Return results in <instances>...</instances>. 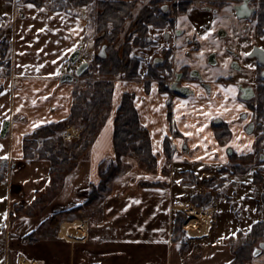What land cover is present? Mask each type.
I'll return each instance as SVG.
<instances>
[{
  "label": "crops",
  "instance_id": "1",
  "mask_svg": "<svg viewBox=\"0 0 264 264\" xmlns=\"http://www.w3.org/2000/svg\"><path fill=\"white\" fill-rule=\"evenodd\" d=\"M48 6L49 0L42 8L34 0H0V17L4 16L5 25L6 19L9 23V35L3 37L8 45L0 61V229L6 233L0 254L2 264H232L233 246L225 241L232 234L225 235L223 229L216 233L207 230L202 233H207L205 236L196 238L206 241L198 250L199 255L194 243L172 242L171 223L180 208L174 200V189L164 184L163 168L169 165H160V160H200L198 153L210 151L213 159L207 164L223 166L229 162L228 147L237 155L253 153L255 134L244 130L251 112L239 99L235 83L218 81L226 70L204 67V52L198 56L199 67L203 81L211 87L210 94L195 83L191 85L194 96L170 99L168 94L159 92L156 81H116L104 126L65 177L57 195L35 216L15 213L14 206L28 205L49 184V161L25 160L23 140L41 126L67 119L75 83L60 80L64 66L75 51L86 57L92 46L91 23L83 7L65 12ZM222 14L225 18L218 16L220 24L213 29L223 24L233 36H238L235 23L228 19L231 14ZM179 24L188 32L194 30L187 16L179 17ZM260 44L264 47V37ZM233 75L237 81L250 80L249 75ZM126 94L133 97L139 122L149 132L157 167L150 172L139 168L135 160L132 163L121 159L131 166L108 183L101 198L85 204L91 189L99 183L103 162L115 157L114 120ZM243 112L248 115L245 121L239 120ZM216 118L226 122L230 130L223 146L211 126ZM5 122L9 124L8 132L1 137ZM147 183H161L164 187L143 186ZM94 204L99 207L95 218L87 215L67 222V217L83 214ZM80 206L76 211L62 213ZM58 211L60 223L52 229L47 221ZM4 214L10 219L9 224H5ZM252 264H264V254L254 258Z\"/></svg>",
  "mask_w": 264,
  "mask_h": 264
},
{
  "label": "trees",
  "instance_id": "2",
  "mask_svg": "<svg viewBox=\"0 0 264 264\" xmlns=\"http://www.w3.org/2000/svg\"><path fill=\"white\" fill-rule=\"evenodd\" d=\"M137 0H49L51 10L71 11L77 8L91 6L88 21L91 23L93 35L91 41L96 48L105 46L104 58L96 53L88 63L87 69L82 73L76 84L88 82L85 92L80 97L74 93V100L70 107V114L67 119L50 123L35 129L23 140V158L25 160H47L50 163L49 184L45 192L39 193L26 206H17L15 213L24 216H35L43 208L44 204L54 198L59 192L65 176L73 170L80 162L88 147L97 139L101 128L107 120V110L111 108L113 101L114 85L109 81H96V75L104 77H116L123 75L125 79L141 78L140 67L142 58L134 55V49H142L149 46L147 37L152 28L162 29L169 22V14L163 8L165 0H148L135 13ZM198 1L200 5L205 3L219 2L220 0H178L174 5V12L187 11ZM259 11V33H264V0H261ZM43 7L45 0H34ZM136 14V15H135ZM125 34V35H124ZM124 38V43L117 49L116 45ZM5 49H3L4 52ZM258 123L259 135L256 136L255 149L253 153L237 155L232 153L229 162L222 167L233 175L244 173V165L262 163L264 158V93L259 99L251 101ZM170 118V113H169ZM82 126L81 142L75 143L67 148L61 132L65 126ZM69 134V132L67 133ZM70 135V134H69ZM113 145L115 160L120 165L123 156H135L139 165L147 171H154L157 167V160L152 152L151 139L148 131L139 122L137 111L133 105V97L126 94L122 97L114 120ZM110 166L100 174L99 183L93 186L85 204L101 198L107 190L108 183L120 172V168ZM219 169V171H221ZM164 172V171H163ZM182 174L186 175V172ZM190 183L197 182L196 176L190 174ZM257 179V178H256ZM206 184V183H205ZM208 185V184H207ZM145 187H164V184H143ZM195 198V197H194ZM199 198V197H198ZM203 199V203H204ZM200 203V202H198ZM264 206V196L262 197ZM80 207H74L63 211L67 213L76 211ZM239 234V233H238ZM240 235V234H239ZM248 242L234 250L232 264H251L253 249L261 242H264V221L252 225L247 234ZM172 242L185 244V235L180 218L174 222Z\"/></svg>",
  "mask_w": 264,
  "mask_h": 264
},
{
  "label": "flooded vegetation",
  "instance_id": "3",
  "mask_svg": "<svg viewBox=\"0 0 264 264\" xmlns=\"http://www.w3.org/2000/svg\"><path fill=\"white\" fill-rule=\"evenodd\" d=\"M177 2L178 0H165L163 8L169 14V22L162 29H151L154 33L157 31L159 35L156 33L152 37L149 31L147 37L149 46L142 48V51L146 53V51L153 48L156 49V53L154 52L148 58L145 59L144 57L142 60L141 72L143 71V62H146V65L144 73H141V80L145 83L156 81L159 92L168 94L170 99L172 97L189 98L194 96L195 88L191 85L195 83L204 89L207 94H210L211 87L203 81V75L199 67L200 58L198 56L204 52L202 61L204 67L226 70L225 76H220L218 81L236 84L239 99L246 103L248 110L251 112V120L245 125L244 130L248 134H255L256 140V136L260 133L258 129L259 122L256 121V114L253 111L251 101L259 99L260 94L264 93V64H261L256 57V50L262 49L264 51V47L260 44V39L264 37V33L261 35L258 28V17L262 1L224 0L223 5H220L217 1L200 5L196 1V4L187 11L175 13L174 5ZM239 7H246L247 10L238 11ZM223 12L231 14L228 19L235 23L238 36H233L232 32L228 30L229 28L222 23L221 26L219 25L213 29L219 23L220 17L225 18ZM181 16H187L190 19L193 25L192 28H194L193 32H188L186 28L179 24V17ZM3 17L1 16V21ZM5 22L7 28H9L7 19ZM1 29L0 25V32ZM207 33L208 36L206 37ZM7 45L8 42L0 38V51H3ZM179 55L182 56V60ZM234 73L243 76L249 75L250 80L237 81L233 75ZM245 88L252 90L250 91L252 94L249 91L245 92V96L250 95L247 99L242 97V89ZM181 91L186 92V95ZM168 108L170 109L171 105H168ZM247 118L246 112L239 115L241 121H245ZM211 126L220 145H226V139L230 137L228 124L222 119L216 118L212 121ZM254 149L255 142L253 152ZM227 152L229 157L234 153L229 147ZM257 247L253 249V252ZM260 254H264V251ZM259 255L253 257L256 258Z\"/></svg>",
  "mask_w": 264,
  "mask_h": 264
},
{
  "label": "rangeland",
  "instance_id": "4",
  "mask_svg": "<svg viewBox=\"0 0 264 264\" xmlns=\"http://www.w3.org/2000/svg\"><path fill=\"white\" fill-rule=\"evenodd\" d=\"M125 1H131V0H125ZM136 2H137V7L135 13H137V11L144 4L148 2V0H137ZM83 12L85 13V15H87L88 18L91 12V6L83 7ZM0 25L2 28L0 32V38L4 39L3 37L6 38L9 35V30H8L9 28H7V26L2 21H0ZM156 33L159 35L157 31L154 33V31L150 29V34L152 35V37H154ZM123 41L124 38L121 39L120 42H118V44L116 45L117 49H119L120 46L124 43ZM90 44H92V46L90 51L87 52L88 56L87 55H85L86 57L81 56V58L83 59L82 62L86 60L89 63L93 59L94 55L100 51V48H96V46H94L93 42L91 41V38L89 45ZM154 52L156 53V49L153 48L150 51L149 50L146 51V53L143 52L142 49L133 50V54L139 57L142 56V60L144 59V57L145 59L148 58L150 54ZM2 53L3 51H0V61L2 60ZM145 65L146 62H143L142 65L143 71L142 72L139 71L140 75L141 73H144ZM74 67H75L74 63L67 62L64 66L63 74L64 73L66 74L68 72L72 73L74 71L73 70ZM123 79H125L123 75H118L116 77H104L101 75H96L94 77V80H91V82L94 83L96 81L99 82L109 81L114 85L116 81ZM138 79L141 80V78ZM73 83L75 84L73 87L71 104L73 103V100L75 98L74 93L77 94V97H80L81 93L85 92L86 87L90 85L89 82L88 85L84 82L83 84H76L77 82H73ZM109 111L110 109L105 112L107 116ZM69 130H70L69 132L70 136L69 134H67ZM82 130H83L82 126L68 125L64 127L60 135L64 143H66L67 148L72 147L77 142H81ZM155 154L156 153L153 152L154 156ZM226 154L228 155L227 151ZM211 155H213V153H211L210 151H208L207 153H198L197 157L201 156V158H198L200 160H197L196 158L194 161L193 159H189L186 163H182L175 160H172L173 162L170 163V162H162V160H160L161 161L160 165L162 164L169 165V167L165 166L166 168H163L164 172L162 174L165 176L164 184L165 186L170 185V187L174 189L176 195L174 200H177L178 205H187L188 208L195 207L197 209H203L204 211L210 209L212 222L210 227L207 229L209 230L208 232L216 233L215 231H217V229L220 228L223 229L225 235L232 234V237H228L225 241L227 243H230L231 246H233V250H235L236 248L248 242L247 234L249 233L252 225L257 222L264 221V206L262 203V197L264 196V158L261 161L262 163L259 164L256 163L253 165H244V170H245L244 173L233 175L227 170L226 171L222 170L223 169L222 167H224L225 164L223 166L217 164H212V165L207 164L210 161L209 159L211 158ZM156 157L157 156H155V158ZM160 158L161 157H159L158 155V159ZM121 159H126L129 162L132 161V163L136 162L139 168L146 170L145 167L139 165V161L135 156L133 157L123 156L121 157ZM211 159H213V157ZM133 160H135V162ZM115 165H117V160H115V157L109 162L106 163L103 162L100 174L102 172H105L106 169L109 168L110 166L114 167ZM120 165L121 166L118 165L117 166L121 170L124 169L127 170L128 167L131 166L129 164H123L122 161L120 162ZM75 167L73 168V170L75 169ZM219 169H221V171H219ZM0 170L2 172V169ZM183 172L187 173L186 178L185 175L182 174ZM190 174H194L196 176L197 179L196 184L190 183V177H188ZM166 181L169 182V184ZM203 199L205 200L204 203H203ZM3 204H5L6 207V203L4 201ZM3 207L4 205L1 206V208L2 211H4L5 213V207L4 209ZM97 210H99V207L98 205L94 204V206L92 205L91 208L86 209L85 212H83V214H79L75 216L73 215V217L72 216L67 217L66 220H69L67 222H71L70 220H72V218H82V216H87V215H89L90 218H95ZM176 211L177 212H175V216L173 217V221L171 223L172 232H173L174 222L178 215V218H180V221L182 222V228L185 235V242L189 241L192 244L194 243L196 247L194 250L198 252V250L201 249L202 246L206 245V241H204V239L196 240V238H201L205 236L207 233L204 234L203 236L202 233L206 232L207 230L203 231L202 233H198L194 229L191 228L186 229V223L188 222V220L191 219L189 217L191 216V214L187 210L184 211V209H178ZM59 215L60 213L58 211L50 220L47 221L48 226L52 227V229L55 226L59 225L60 223ZM4 218H6L5 214H4ZM6 219H5V224L6 223L9 224L10 219H8V222ZM1 221L2 219H0V222ZM0 225H2V223H0ZM238 229H241L242 232H236V230ZM5 237H6V233L2 234L0 229V254L1 251L3 250L2 242L5 239ZM197 255H199V252L197 253ZM250 263L252 264V261ZM0 264H2L1 260H0Z\"/></svg>",
  "mask_w": 264,
  "mask_h": 264
},
{
  "label": "water",
  "instance_id": "5",
  "mask_svg": "<svg viewBox=\"0 0 264 264\" xmlns=\"http://www.w3.org/2000/svg\"><path fill=\"white\" fill-rule=\"evenodd\" d=\"M241 10H247L246 7H239L238 8V11H241ZM247 14V13H246ZM243 16V15H242ZM257 52V55L256 57L259 59V62L261 64H264V51L262 49H258L256 50ZM79 56H80V51L77 50L75 51L71 56H70V62L71 63H75L76 61H78L79 59ZM98 56L101 57V58H104L106 55H105V46L101 47L99 53H98ZM88 67V64L87 63H82L78 68L77 70L75 71V74H63L61 76V81L62 82H76L79 77L82 75V73L87 69ZM178 90V89H177ZM179 91V90H178ZM250 93V91H252L250 88H245V89H242V93H243V98L247 99L249 98L250 95H247L245 96V92H248ZM181 93L185 94L186 95V92H183L181 91ZM252 94V93H250ZM8 122H5L3 124V128H2V131H1V137H4L7 132H8ZM2 163H0V167H1ZM262 251H264V243H260L257 247V249L253 252V256H257L259 255Z\"/></svg>",
  "mask_w": 264,
  "mask_h": 264
},
{
  "label": "bare ground",
  "instance_id": "6",
  "mask_svg": "<svg viewBox=\"0 0 264 264\" xmlns=\"http://www.w3.org/2000/svg\"><path fill=\"white\" fill-rule=\"evenodd\" d=\"M178 208L184 209V211L187 210L191 214L189 216L191 219L186 223V229L191 228L198 233H202L210 227L212 222L210 209L204 211L203 209H197L195 207L188 208L187 205H179ZM65 227L66 224L62 227L63 234L65 233Z\"/></svg>",
  "mask_w": 264,
  "mask_h": 264
},
{
  "label": "built area",
  "instance_id": "7",
  "mask_svg": "<svg viewBox=\"0 0 264 264\" xmlns=\"http://www.w3.org/2000/svg\"><path fill=\"white\" fill-rule=\"evenodd\" d=\"M82 58L78 61V62H76V63H74V68H73V70H75L76 69V67L82 62Z\"/></svg>",
  "mask_w": 264,
  "mask_h": 264
}]
</instances>
